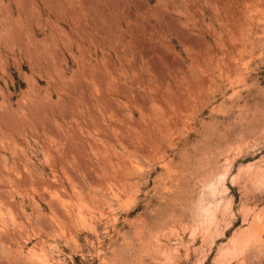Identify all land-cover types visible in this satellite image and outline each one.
Here are the masks:
<instances>
[{"label":"rangeland","instance_id":"1","mask_svg":"<svg viewBox=\"0 0 264 264\" xmlns=\"http://www.w3.org/2000/svg\"><path fill=\"white\" fill-rule=\"evenodd\" d=\"M0 264H264V0H0Z\"/></svg>","mask_w":264,"mask_h":264}]
</instances>
